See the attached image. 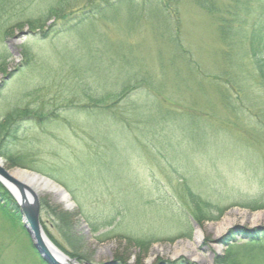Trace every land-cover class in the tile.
Segmentation results:
<instances>
[{"label": "rangeland", "instance_id": "obj_1", "mask_svg": "<svg viewBox=\"0 0 264 264\" xmlns=\"http://www.w3.org/2000/svg\"><path fill=\"white\" fill-rule=\"evenodd\" d=\"M52 1L50 31L25 25L0 37L10 56L0 120L25 107L55 116L17 119L15 165L0 156L8 172L37 173L67 194L66 204L39 196L48 240L79 264H222L227 255L264 264V245L248 248L242 235L264 230V88L240 36L255 14L229 30L227 44L218 15L233 0H209L219 12L179 0L167 9L178 22L154 0H123L95 16L103 0ZM134 82L145 87L122 91L112 109ZM99 96L97 106L88 99ZM186 189L214 207L204 210L209 219L188 214ZM0 264H44L1 209Z\"/></svg>", "mask_w": 264, "mask_h": 264}, {"label": "trees", "instance_id": "obj_2", "mask_svg": "<svg viewBox=\"0 0 264 264\" xmlns=\"http://www.w3.org/2000/svg\"><path fill=\"white\" fill-rule=\"evenodd\" d=\"M36 4L33 5V0H0V37L6 38L7 36L11 35L14 29L21 28L25 25L28 26L29 29H44L45 31H50L53 27V23L57 20L58 11L55 7H53L52 0H37ZM123 0H103L101 5H99L96 9H93L92 14L98 15L99 13L103 12L109 6H113L118 2ZM137 2V0H131ZM143 1V0H142ZM160 7L163 9L165 14L170 19L176 21L178 18L173 11V14L170 13L168 8L171 6H177L179 0H154ZM197 4L200 7L205 8L206 10L212 12H219L218 9L214 6L212 2L209 0H196ZM254 3L259 4L256 8ZM39 5V6H38ZM34 7V8H32ZM221 15H218L220 21V34L221 37L225 40L227 44H233L231 34L229 33L232 28L235 26H240V22L244 20L245 17L250 15H254L251 21L249 22V29L247 31H242L243 33L240 34L242 39L248 46V51L251 58V66L254 69V74L257 77L258 81L264 88V0H233L231 4L225 6L223 11L220 12ZM67 13L61 14L59 18H62V21L68 20L66 18ZM50 24L47 25V23ZM178 22V21H176ZM245 24V22H244ZM247 24V23H246ZM177 27V24L175 25ZM230 30V31H229ZM242 40V41H243ZM241 45V44H240ZM245 54L242 53V56ZM246 56V55H245ZM8 51L3 48L0 52V71H3V67L6 65L7 60L9 58ZM236 80L241 79L242 75L240 72H237ZM9 76V74H8ZM218 81L224 82L222 77L217 76ZM136 84V85H134ZM232 90H234L237 94L240 93L239 87L235 84L234 87L232 84ZM145 87L144 83L134 82L132 85H123V89L114 97L117 101L111 102L110 107L112 109L116 108V104L119 102V99L122 98L123 92L127 91V88L130 89L131 87ZM227 88V87H226ZM230 88H228L229 90ZM123 91V92H122ZM94 106L102 104L106 98L104 96L88 98ZM241 107V106H240ZM101 108V107H100ZM117 111V109H116ZM105 112V111H104ZM110 115L111 112H108ZM127 116L129 112H120ZM23 114V115H21ZM115 114V113H114ZM113 115V114H112ZM111 115V116H112ZM31 118L32 120L36 121H44L47 119H54V113L51 110H44L43 107H35L32 109H27L26 107L21 110H13L5 117L0 120V156L6 158L7 162L11 165H15L14 159L11 157L10 150H12V143L15 138L16 132V120L20 118ZM121 121L126 120V118H119ZM186 196L188 198V203L191 206H188L189 211L188 214L196 221L200 222L204 219H209L210 216L206 217L204 214V210L207 208L214 209L210 205L201 202V199L196 196L195 194L191 193L188 189H186ZM264 208V204L261 206ZM0 209L11 219L18 222L19 221V213L17 211L16 203L13 197L9 194V192L5 189V187L0 183ZM60 222H65L66 227L72 230V225L69 224V220H65L61 216H59ZM21 226V225H20ZM242 235L246 236V240L244 243L248 248H252L253 246L264 245V230L258 232L254 230L250 234L242 233ZM249 238V239H247ZM67 239V238H66ZM68 242H70L67 239ZM221 242L228 248V243L226 239H221ZM74 246L75 242H74ZM72 247L73 249L75 247ZM74 252V251H72ZM70 256L75 257L76 253H70ZM77 258V257H76ZM232 258H229L228 255L222 259V264H231ZM116 264H122L119 261H115ZM113 263V264H115Z\"/></svg>", "mask_w": 264, "mask_h": 264}, {"label": "water", "instance_id": "obj_3", "mask_svg": "<svg viewBox=\"0 0 264 264\" xmlns=\"http://www.w3.org/2000/svg\"><path fill=\"white\" fill-rule=\"evenodd\" d=\"M22 34L26 35L28 33L23 32ZM18 171L28 173L34 179L52 181L37 173L21 169L8 172L1 165L0 159V183L13 197L19 213L21 227L39 259L44 264H79L61 253L46 237L39 221V195L32 189L30 179L27 182L25 179L17 177L18 173H15Z\"/></svg>", "mask_w": 264, "mask_h": 264}, {"label": "bare ground", "instance_id": "obj_4", "mask_svg": "<svg viewBox=\"0 0 264 264\" xmlns=\"http://www.w3.org/2000/svg\"><path fill=\"white\" fill-rule=\"evenodd\" d=\"M2 165V162H1ZM12 172V171H11ZM18 173V174H17ZM15 174H17V177L20 179H25L28 182V179L31 181V187L32 189L40 196L42 194H49L56 200L62 203L68 202V196L66 195L65 191L62 190L57 184L54 182L46 181V180H40V179H34V177L28 173L18 171ZM198 234V231H197Z\"/></svg>", "mask_w": 264, "mask_h": 264}]
</instances>
